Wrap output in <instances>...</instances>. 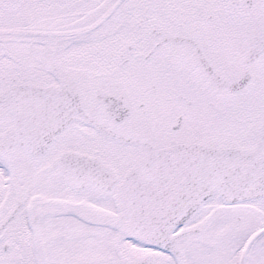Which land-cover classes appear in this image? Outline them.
Segmentation results:
<instances>
[{"label": "snow or ice", "instance_id": "6c2138e0", "mask_svg": "<svg viewBox=\"0 0 264 264\" xmlns=\"http://www.w3.org/2000/svg\"><path fill=\"white\" fill-rule=\"evenodd\" d=\"M0 264H264V0H0Z\"/></svg>", "mask_w": 264, "mask_h": 264}]
</instances>
